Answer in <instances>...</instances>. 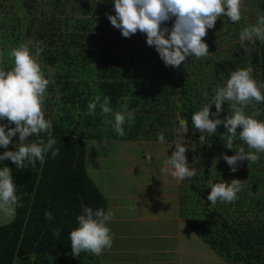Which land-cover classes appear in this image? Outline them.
I'll list each match as a JSON object with an SVG mask.
<instances>
[{"label":"trees","instance_id":"16d2710c","mask_svg":"<svg viewBox=\"0 0 264 264\" xmlns=\"http://www.w3.org/2000/svg\"><path fill=\"white\" fill-rule=\"evenodd\" d=\"M246 1L251 3L253 0ZM6 2H0V7L10 17L0 27V40L5 38L15 45L31 41L33 54L37 48L43 49L39 62L45 77L50 80L47 91L52 93L51 97H45L43 109L45 118L52 123L49 132L57 141L54 147L59 148V155L52 158L51 152L46 153L43 165L37 161L32 167L26 162V168H16L9 159L8 167L12 169L22 206L16 208L15 216L9 222L0 224V264H94L92 254L81 252L79 257L72 256L69 233L78 226L76 218L82 213V206L94 210L103 208L105 212L108 207L107 199L87 172L85 139L99 137L106 125L111 128L112 125L106 121L113 116L102 114L99 105L94 114H86L87 105L97 95L101 99L110 97V107L114 112L127 104L128 110L134 112L135 120L131 124L125 122L124 136L116 133L113 127L110 136L133 139L146 120L144 107L147 103L153 107L157 100H162V93L168 100V95L175 92L171 88L175 87L174 81L158 52L147 44L145 34L137 32L125 38L111 25L106 14H114L113 0ZM258 9L260 15H264V0L258 4ZM225 18L228 20L225 33L239 36L244 25ZM250 45L253 78L264 83V43L256 40ZM3 49L7 50V47ZM185 63L186 60L179 66L182 100L179 108L192 129L193 113L210 103L215 92L207 85L205 87L201 78L189 81V70L193 76L199 68L207 73L206 59L199 64L191 59L188 67ZM12 66L13 63H8L1 67L8 70ZM261 91L264 93V89ZM226 104L224 102L222 107ZM215 111L212 104L210 119H215L211 116ZM253 111H259L256 118L264 121V102L258 104L253 101L245 109L248 114ZM220 118L223 119L222 116ZM0 123L7 124V121L0 120ZM225 131L221 124L214 134L200 132L205 140L199 141L194 159L192 149H186L188 167L196 170L195 176L186 178L191 181L189 190L194 189L196 193L204 191V184L200 187L198 183H203V169L209 163L212 165L211 159L217 151L218 162L222 165L227 164L224 154L234 155V150L240 147L254 151L236 140L234 149H228L221 138ZM40 138L47 140L48 137L41 133ZM35 139L38 137H30L27 142ZM17 142L18 135L12 138L7 150L14 151ZM259 156L260 159L249 166L247 160L239 163L242 169L237 179L251 181L243 185L235 203L218 200L212 205L207 199L211 187L204 197L196 199L194 194L181 200V214L188 218L190 227L229 264H264V219L250 216L254 211L264 214V153ZM230 174L216 175L212 183L222 182V178H228ZM243 191H247L248 196ZM203 200L206 207L197 206ZM197 207L204 208L203 215H210L208 219H191V215H197ZM46 211L52 213L51 220L45 218ZM55 228L60 229L59 237L53 235ZM124 245L122 242L119 248H115L123 250Z\"/></svg>","mask_w":264,"mask_h":264},{"label":"clouds","instance_id":"9594fccd","mask_svg":"<svg viewBox=\"0 0 264 264\" xmlns=\"http://www.w3.org/2000/svg\"><path fill=\"white\" fill-rule=\"evenodd\" d=\"M114 14L107 13L111 25L121 31L125 38L140 32L146 35V42L158 52L165 66L179 67L186 57L195 56L197 59L209 54L208 44L204 37L207 30L214 28L219 17L226 16L231 22L241 20L242 0H113ZM171 22V26H168ZM244 51L248 48L245 43H264V15H259L254 24L245 26L239 33ZM31 41L22 42L10 50L9 56L13 66L5 70L0 68V147L8 149L12 138L18 135L15 150H6L0 154V161L10 159L16 168H26L27 164L35 167L39 161L45 163V154L51 152L52 158L59 155V148L54 147L56 139L51 135L50 120L45 118L43 104L50 80L45 77L41 68L39 56L43 51L37 48L35 54L30 51ZM2 55V53H0ZM252 68H239L229 73L223 85L215 89L210 103L193 113L192 125L201 133L210 135L216 133L217 126L223 124L226 131L221 138L228 149H234V141L238 138L247 145L245 151L240 147L234 155H223L232 172L237 171L239 163L247 160L248 166L256 163L260 153H264V121L257 119L259 111L246 114L245 109L250 103L264 102V83H258L252 75ZM51 74V70H49ZM207 98V97H205ZM228 104V114L220 118L224 111L222 105ZM215 105V112L210 119V106ZM99 105L101 113L112 115L106 123L111 124L114 131L124 136L123 125L135 120L133 111L128 110L127 104L115 112L110 107V97L95 96L88 105L86 114H94ZM15 125L9 127V125ZM239 129V130H238ZM41 133L47 134V140L40 138ZM38 139L27 142L30 137ZM164 143L163 133L157 137ZM181 137L174 143L175 150L164 160L161 173L172 176L178 181L195 176L196 170L188 167L186 146ZM100 148L99 146H97ZM208 201L215 205L217 201L231 203L242 191L240 179L230 182L222 181L211 184ZM17 194L12 169L8 166L0 168V214L11 219L15 216L17 207L22 206ZM82 213L77 216L78 226L69 233L71 254L79 257L81 252L100 255L106 248H111L113 237L108 222L113 219V213L105 212L103 208L93 209L82 206ZM45 218H53L51 212H45ZM53 235L59 237L60 229H53Z\"/></svg>","mask_w":264,"mask_h":264},{"label":"rangeland","instance_id":"374dc122","mask_svg":"<svg viewBox=\"0 0 264 264\" xmlns=\"http://www.w3.org/2000/svg\"><path fill=\"white\" fill-rule=\"evenodd\" d=\"M6 1L0 0L2 4H7ZM261 1L253 0L249 3L242 0L240 22L244 27L256 22L260 15L258 4ZM1 16L6 18L0 19V27L6 22L7 17H10L0 7ZM226 22L228 20L225 16L219 17L214 28L207 30L204 40L208 44L209 54L200 59L195 56L186 57L184 64L188 67L191 59L197 64L206 59L207 73L205 74V69L199 70V68L195 70L196 76H193V72L189 70V81L191 82L195 77L201 78L204 86L207 85L214 92L228 79L231 71L237 67H251L250 43H245L248 48L246 53L239 36L225 33L228 26ZM168 26L170 27L171 23ZM17 45L18 43L16 45L9 43L5 38L0 40V53H2L0 68L3 64H12L9 47L13 48ZM4 47H7V50L3 49ZM166 68L171 80L174 81L175 87L171 86V88L175 92L168 95V100L164 96L165 93H162V100H157L153 107L147 103L144 107L146 120L141 125L137 137L114 138L110 136L112 126L108 129L106 125L99 137L85 139L87 172L107 199L108 211L113 213V219L110 221H115V225H108L113 244L111 248H106L105 252L112 248L116 251L112 256L111 264H229L193 231L188 218L181 214L180 207L184 197L195 194V198L199 199L206 196L210 190L209 184L215 180L216 175L230 172V176L222 178V181L230 182L232 179H237L242 166L239 164L237 171L232 172L228 164L222 165L218 162L219 151H217L211 159L212 165L209 163L203 169L204 176L201 179L203 183L198 184L200 187L204 184L205 189L199 193L194 189L189 190L190 180L185 178L183 181H178L170 175L165 176L161 173L164 160L175 150L174 143L177 139L182 137L186 149L188 147L192 149V159L196 156L199 141L205 140L198 129L194 126L192 129L188 127L186 119L181 115L179 67L166 66ZM51 80L53 81L52 78ZM205 87H202V90H205ZM51 94L50 91H46V96L51 97ZM223 109L220 116L225 118L228 114V104ZM160 133L164 135V143H160L157 139ZM236 141L240 142L238 138ZM6 150L0 147V154ZM186 158L188 162V157ZM8 161L9 159L0 161V168L8 166ZM196 169L202 168L196 167ZM241 181L245 185L251 179ZM242 193L248 196L247 191ZM204 203L203 200V203L197 206L206 207L207 203ZM197 208V215H191V219H208L210 215L207 214V217L203 215L204 208ZM252 215L264 219V214L259 211L250 212V216ZM11 219L0 214V224ZM122 242H125L124 249L118 252L115 247L119 248ZM92 258L94 264H101L99 256L93 255Z\"/></svg>","mask_w":264,"mask_h":264},{"label":"crops","instance_id":"0c3cea01","mask_svg":"<svg viewBox=\"0 0 264 264\" xmlns=\"http://www.w3.org/2000/svg\"><path fill=\"white\" fill-rule=\"evenodd\" d=\"M145 208H148L147 206H145ZM108 211V207L106 209V212ZM109 226H113L115 225V221H109L108 222ZM118 252H120V249H117ZM105 249L101 252L99 256L100 258V263L101 264H111L112 263V256L115 255L116 251L112 248L109 251L105 252ZM104 253V254H103ZM103 254V255H102ZM104 255H106V257H104Z\"/></svg>","mask_w":264,"mask_h":264},{"label":"built area","instance_id":"2783aa9c","mask_svg":"<svg viewBox=\"0 0 264 264\" xmlns=\"http://www.w3.org/2000/svg\"><path fill=\"white\" fill-rule=\"evenodd\" d=\"M187 156V155H186Z\"/></svg>","mask_w":264,"mask_h":264}]
</instances>
